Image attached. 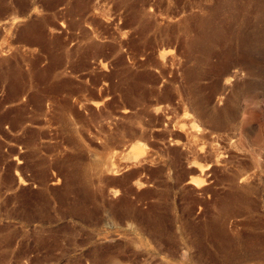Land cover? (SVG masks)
I'll return each instance as SVG.
<instances>
[{
    "label": "rangeland",
    "instance_id": "rangeland-1",
    "mask_svg": "<svg viewBox=\"0 0 264 264\" xmlns=\"http://www.w3.org/2000/svg\"><path fill=\"white\" fill-rule=\"evenodd\" d=\"M263 246L264 0H0L6 264Z\"/></svg>",
    "mask_w": 264,
    "mask_h": 264
},
{
    "label": "bare ground",
    "instance_id": "bare-ground-1",
    "mask_svg": "<svg viewBox=\"0 0 264 264\" xmlns=\"http://www.w3.org/2000/svg\"><path fill=\"white\" fill-rule=\"evenodd\" d=\"M68 105V104H67ZM95 193V192H94ZM122 200V199H121ZM206 227H209V224H206ZM253 235V234H252ZM251 234H248V236H252ZM257 237H260L259 235H256ZM264 247V246H263ZM3 250V249H2ZM263 251H260L259 253H262ZM2 254V256H1ZM5 253L4 250L0 252V264H6L4 261V257ZM229 257V256H228ZM250 259H256L258 264H264V253L260 254V255H256L254 257H251ZM231 264H238L235 261H232ZM240 264V263H239Z\"/></svg>",
    "mask_w": 264,
    "mask_h": 264
}]
</instances>
